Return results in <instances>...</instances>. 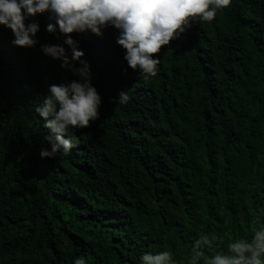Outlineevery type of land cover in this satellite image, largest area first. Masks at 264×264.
<instances>
[{
	"label": "trees",
	"instance_id": "trees-1",
	"mask_svg": "<svg viewBox=\"0 0 264 264\" xmlns=\"http://www.w3.org/2000/svg\"><path fill=\"white\" fill-rule=\"evenodd\" d=\"M36 22L30 49L0 26V264H141L165 249L186 261L201 233L219 236L206 255L250 239L264 223V0H232L193 24L149 80L128 67L114 28L74 34L100 118L69 129L68 155L44 159L51 132L35 109L50 84L79 77L41 52L61 45L71 58L48 15Z\"/></svg>",
	"mask_w": 264,
	"mask_h": 264
},
{
	"label": "clouds",
	"instance_id": "clouds-1",
	"mask_svg": "<svg viewBox=\"0 0 264 264\" xmlns=\"http://www.w3.org/2000/svg\"><path fill=\"white\" fill-rule=\"evenodd\" d=\"M232 0H0V26L10 29L13 46L34 48L40 30L38 15L47 14L48 33L59 32L71 52L61 45H43L41 52L61 61L78 80L52 83L47 95L35 111L43 118L45 129L51 135L44 140L50 150L42 148L41 159L54 158L57 154L68 155L75 147L68 136L70 128H88L100 118L102 97L92 85L90 65L84 52L72 38L74 34L91 32L102 38L104 30L112 27L117 31L116 44L125 51L123 59L128 67L145 80L155 78L159 72L157 54L171 42L180 39L193 24L211 23L218 13L228 9ZM78 62L80 67H75ZM130 100L127 91H121L119 104ZM68 136V139H65ZM219 236L201 233L194 242L186 261H178L170 249L148 252L140 257L141 264H264V223L254 227L251 238L234 237L226 251L206 255L205 250L214 248ZM73 264H88L84 257H76Z\"/></svg>",
	"mask_w": 264,
	"mask_h": 264
}]
</instances>
